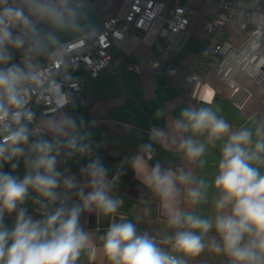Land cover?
Returning a JSON list of instances; mask_svg holds the SVG:
<instances>
[{
	"label": "clouds",
	"instance_id": "obj_1",
	"mask_svg": "<svg viewBox=\"0 0 264 264\" xmlns=\"http://www.w3.org/2000/svg\"><path fill=\"white\" fill-rule=\"evenodd\" d=\"M86 8L87 0H0V264H77L85 251L93 259L97 249L81 225L84 213L109 219L99 237L106 264H189L205 249L225 257L226 264H264V118L236 128L202 102L184 107L169 121V131L151 129L150 141L185 161L176 168L159 161L150 167L149 142L123 162L160 202L174 230L159 240L139 233L119 213L124 201L112 195L115 184L99 156L80 169L83 180L58 169L61 157L66 163L92 155L91 132L83 120L59 112L37 122L28 100L38 87V58H63L66 44L59 34L89 36L93 26ZM14 52L21 53L19 62ZM210 150H218L215 172L197 175L193 168L204 166ZM21 163L22 177L13 174ZM29 200L39 219L25 207ZM204 205H211L207 213ZM13 213L9 227L5 218Z\"/></svg>",
	"mask_w": 264,
	"mask_h": 264
},
{
	"label": "crops",
	"instance_id": "obj_2",
	"mask_svg": "<svg viewBox=\"0 0 264 264\" xmlns=\"http://www.w3.org/2000/svg\"><path fill=\"white\" fill-rule=\"evenodd\" d=\"M161 1H176L178 5L193 11L187 28L183 32L172 34L162 22L155 21L142 37L129 33L124 39L114 41L110 49L113 57H123L136 68L130 69L125 64L112 62L93 80H89L81 72L80 75L86 80L85 90L75 94L68 106L58 111L75 118L77 122L83 120L91 132L92 155H77L67 162L80 163L81 169L90 159L99 156L113 172V177L110 178L115 184L112 195L124 201L119 213L135 223L139 233L148 232L158 240L166 234H172L174 230L167 227L160 202L136 177L130 163L123 162L126 159L130 161L140 153L141 145L149 142L154 149L153 159L148 162L150 167L159 161L164 168H176L185 165V161L174 149H165L159 143L150 141L151 129L155 127L169 131V121L177 118L184 107L205 106L202 102L211 104L219 116L236 128L264 118V87L223 60L220 62L219 72L208 73L201 84L187 81L189 75L198 71L200 51L207 39L203 22L217 12V0ZM242 5L254 13L253 18H258L257 13L261 12L260 0H245ZM125 10L124 0H114L109 4L101 0H87L86 11L92 29H99L104 19L123 14ZM73 38L75 37L71 34L62 35L61 41ZM225 38L236 47L241 46L244 41L243 34L232 26L227 27ZM157 111H162L164 116L157 117ZM41 116L39 110H35L37 122ZM44 138L52 140L53 137L45 134ZM104 154L118 157L121 161L114 164ZM217 155L218 150H210L205 157L204 166L193 168L194 172L210 177L215 172ZM13 174L23 176V163ZM73 175L78 180H83L80 170ZM25 207L34 218H40L36 215L31 200ZM210 207L211 205L203 206L206 213ZM145 208H150V211L146 212ZM14 216L15 213L5 218L9 227L13 225ZM116 219L119 222V215ZM81 225L85 231L93 234L97 250H93V259L88 257L87 251L83 252L77 264H106L99 251L102 248L99 237L106 234L109 219L98 220L95 213H84ZM163 247L167 250V245ZM189 264H226V260L225 257L205 249L199 257L191 258Z\"/></svg>",
	"mask_w": 264,
	"mask_h": 264
},
{
	"label": "built area",
	"instance_id": "obj_3",
	"mask_svg": "<svg viewBox=\"0 0 264 264\" xmlns=\"http://www.w3.org/2000/svg\"><path fill=\"white\" fill-rule=\"evenodd\" d=\"M101 1L109 4L114 0ZM243 1L245 0L216 1L217 12L203 22L207 39L200 51L198 71L189 75V83L199 85L208 73H218L223 60L264 87V10L258 12V18L254 20V13L243 7ZM124 2L126 10L123 14L104 19L100 28L92 29L87 38L75 37L64 41L66 48L62 59L51 62L45 60L37 75L38 87L33 90L28 100V106L34 112L39 110L40 114L47 116L66 108L74 95L80 94L86 88V80L79 71L89 80H93L112 62L135 69L125 58L113 57L110 49L114 41L124 39L129 33L142 37L155 21L162 22L169 33L177 34L187 28L193 15L190 8L178 5L176 1ZM228 26L243 34L244 41L241 46L236 47L227 42L225 34ZM58 94H63L67 102L62 103ZM35 212L39 216L36 210Z\"/></svg>",
	"mask_w": 264,
	"mask_h": 264
},
{
	"label": "trees",
	"instance_id": "obj_4",
	"mask_svg": "<svg viewBox=\"0 0 264 264\" xmlns=\"http://www.w3.org/2000/svg\"><path fill=\"white\" fill-rule=\"evenodd\" d=\"M260 4H261V9L260 11H263L264 10V0H260ZM39 27L45 31H49L51 30L50 29V26L49 25H39ZM14 56H15V62H19L21 60V53L20 52H14ZM45 58L44 57H39L38 58V61H39V64L42 65L44 62H45ZM104 156L112 163L114 164H118L121 160L120 158L118 157H114L112 155H109V154H104ZM80 163H73V162H64L63 160H61V163L58 164V169L63 171L64 168H68L70 169V174L73 175V174H76L79 172L80 170ZM108 176L109 178L113 177V172H111L109 170L108 172Z\"/></svg>",
	"mask_w": 264,
	"mask_h": 264
},
{
	"label": "water",
	"instance_id": "obj_5",
	"mask_svg": "<svg viewBox=\"0 0 264 264\" xmlns=\"http://www.w3.org/2000/svg\"><path fill=\"white\" fill-rule=\"evenodd\" d=\"M22 57V56H21ZM5 171H11V168H10V166L9 165H5V169H4Z\"/></svg>",
	"mask_w": 264,
	"mask_h": 264
},
{
	"label": "rangeland",
	"instance_id": "obj_6",
	"mask_svg": "<svg viewBox=\"0 0 264 264\" xmlns=\"http://www.w3.org/2000/svg\"><path fill=\"white\" fill-rule=\"evenodd\" d=\"M254 20H256L255 18H253ZM60 35V39L62 35H67V34H59ZM62 40V39H61ZM82 71H79V73L81 74Z\"/></svg>",
	"mask_w": 264,
	"mask_h": 264
}]
</instances>
